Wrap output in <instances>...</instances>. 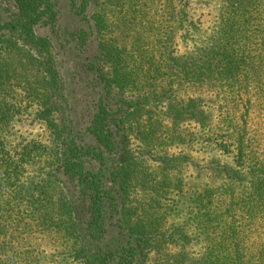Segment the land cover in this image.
<instances>
[{
    "label": "trees",
    "instance_id": "obj_1",
    "mask_svg": "<svg viewBox=\"0 0 264 264\" xmlns=\"http://www.w3.org/2000/svg\"><path fill=\"white\" fill-rule=\"evenodd\" d=\"M10 1L0 23V264H43V231L79 264H264L263 166L241 167L251 183L241 197L193 200L199 261L188 263L189 236L165 227L189 159L170 149L216 141L244 163L261 159L264 123L261 136L251 124L264 115V0H220L208 40L186 54L175 44L188 0ZM28 113L45 122L49 146H10ZM15 160L41 161L23 181Z\"/></svg>",
    "mask_w": 264,
    "mask_h": 264
},
{
    "label": "rangeland",
    "instance_id": "obj_2",
    "mask_svg": "<svg viewBox=\"0 0 264 264\" xmlns=\"http://www.w3.org/2000/svg\"><path fill=\"white\" fill-rule=\"evenodd\" d=\"M11 7L12 2L10 0H0V23L5 22L6 18H8ZM221 8L222 4L220 0H188L186 6L188 19L185 22V29L178 34V40L176 39L177 42L175 44V49L178 54H186L189 52L194 46L200 44V39L202 42L208 40L211 34V27ZM202 94L204 110L209 114L210 121L215 123L217 115H215L214 111L213 97L207 95V92ZM263 120L264 115L253 117L251 126L254 129L253 133L257 136H261L259 131L263 127ZM219 131L220 129L217 132ZM9 132L11 134L8 136L10 146H14L20 141H23V143L34 142L36 145H42L44 147L49 146L51 143L50 132L45 122L36 113H28L17 117ZM134 146L137 145H133L132 150ZM7 149L10 150L11 148ZM230 151L229 148L227 153H223L216 145V141H212L206 145H200V148L195 147L189 150L178 148L168 151L169 154L173 153L174 155L180 154L181 156H187L190 161L184 160L185 158L181 159V164L184 165L176 176L183 181V186L179 189L178 193L175 192L170 196V214L166 215L165 218L166 228L175 231V234L181 232L189 236L191 244L187 249L189 254L188 263L199 261L205 251L203 239L195 227L196 217L200 214V207L196 208L193 200H197L201 195L208 196L209 194H215L226 189H231L235 197H241L250 192L251 189L250 178L246 172H243L245 169L242 170L241 167L253 165L255 168L262 166L264 168V143L261 146V159L251 160L249 163H244L242 160H239L235 155L236 151L232 153ZM37 161L41 160H19L21 169L17 176L18 179L24 181L29 173L32 172L31 166H35ZM4 162L5 160H0V165L4 164ZM148 164L152 171L159 172L158 164L152 161H149ZM222 166L227 168V172H229L228 176L220 177L219 168ZM237 170L238 173L244 175V181H237V175L234 176ZM0 173L2 176H5L2 170ZM166 173L172 175L174 171L167 169ZM181 194L184 195L179 198ZM216 207L218 208L219 206L215 203L211 208V212H209V216L214 217ZM196 213L198 214L195 215ZM2 214L4 215V213ZM218 215L221 218V214ZM37 239L39 242L38 250L40 258H43V264H79L72 251L67 250V248V252L65 251L64 242L61 240L60 235L43 231L38 234ZM172 253L177 252L172 251ZM6 254H13L10 247L7 248Z\"/></svg>",
    "mask_w": 264,
    "mask_h": 264
}]
</instances>
